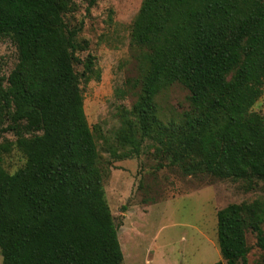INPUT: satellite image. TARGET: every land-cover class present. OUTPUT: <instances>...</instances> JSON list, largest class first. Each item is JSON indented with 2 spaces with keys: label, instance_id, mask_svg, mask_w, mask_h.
<instances>
[{
  "label": "trees",
  "instance_id": "trees-1",
  "mask_svg": "<svg viewBox=\"0 0 264 264\" xmlns=\"http://www.w3.org/2000/svg\"><path fill=\"white\" fill-rule=\"evenodd\" d=\"M93 1V0H92ZM91 1V3H92ZM70 0H0V36L19 62L0 84V252L4 264H123L98 149L84 109ZM147 65L133 111L144 136L170 135L210 175L264 180V0H143L131 30ZM179 82L190 106L165 120L157 101ZM26 163L3 166L14 145ZM264 199L217 212L222 259L247 264V232L264 250Z\"/></svg>",
  "mask_w": 264,
  "mask_h": 264
},
{
  "label": "rangeland",
  "instance_id": "rangeland-1",
  "mask_svg": "<svg viewBox=\"0 0 264 264\" xmlns=\"http://www.w3.org/2000/svg\"><path fill=\"white\" fill-rule=\"evenodd\" d=\"M70 0L64 19L77 30L84 109L97 149V165L124 254L123 264H211L222 259L217 212L230 203L264 199V180L216 178L195 153L179 155L170 135L144 136L133 111L136 80L146 51L131 38L143 0ZM19 62L16 44L0 36V84ZM189 90L176 82L158 96L162 117L189 109ZM255 111L264 114V91ZM16 142L13 132L0 141ZM26 163L14 145L3 166L15 173ZM264 228V224H263ZM247 264H264L256 233L248 231ZM0 264H4L0 252Z\"/></svg>",
  "mask_w": 264,
  "mask_h": 264
}]
</instances>
